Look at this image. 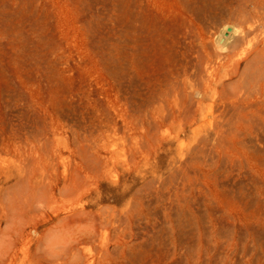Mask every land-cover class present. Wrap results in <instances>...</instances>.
I'll use <instances>...</instances> for the list:
<instances>
[{
	"label": "rangeland",
	"instance_id": "374dc122",
	"mask_svg": "<svg viewBox=\"0 0 264 264\" xmlns=\"http://www.w3.org/2000/svg\"><path fill=\"white\" fill-rule=\"evenodd\" d=\"M238 2L0 0V264H264L263 157L261 182L244 171L228 177L225 190L204 177L187 181L177 160L180 144L193 142L203 120L181 135L178 121L167 143L148 154L133 156L123 135L149 107L154 89L175 80L170 69L192 39L205 58L195 55L214 64L233 55L232 64L264 39V0L246 7ZM227 26L235 34L223 46L219 40ZM257 54L242 61L247 76L228 83L261 88L264 115V54L255 62ZM187 82L171 90L173 106L188 99L211 102L202 94L203 82ZM94 141L102 147V161L89 168L88 184L83 187V179L77 191L60 193L76 176L78 145ZM82 204L92 220L69 217ZM108 214L116 221L107 224ZM87 220L96 222L94 238L81 233L94 227Z\"/></svg>",
	"mask_w": 264,
	"mask_h": 264
},
{
	"label": "bare ground",
	"instance_id": "6f19581e",
	"mask_svg": "<svg viewBox=\"0 0 264 264\" xmlns=\"http://www.w3.org/2000/svg\"><path fill=\"white\" fill-rule=\"evenodd\" d=\"M249 2L253 3V4H256L258 2V0H256V1L255 0H239L238 3H240V5H244L246 7V6H249ZM229 27L232 28V32L230 33V35L228 37H226L225 42L222 44L223 46H226L227 44L229 45V41L234 36L233 34H235V28L233 26H227L225 31H224L223 36L225 35V32L227 31V29ZM221 38H220V40H221ZM220 40H219V42H220ZM194 41H195L194 39L191 40V42H190L191 45L188 44V45L184 46L185 44H183L184 48L182 47L183 51L180 53L181 55H180L179 59L174 61L175 64H173V66L171 67L170 72L173 75L172 79L174 78L175 80L173 81L172 79H168V81L172 80L171 82H169V84L171 86L168 84L169 86H166V88L162 87L161 89H159V88L154 89L155 91L153 92L154 94L152 96V100H151V103H150L149 107L148 108L146 107L147 109L145 108L144 113L141 114L140 117H138L139 119H137L136 122H133L131 125L126 126L127 127L126 128L127 130L125 129L126 133L123 134V135L126 134L125 135L126 136L125 145L128 146V148L130 149L129 151H130V153H132L133 156L136 155L137 153H146V154H148V150L151 149L152 147H154L156 145L162 147L164 145V143L166 142L165 141L166 135L171 133L174 130L175 124L178 121H180L183 124V127H182V129H181V131L179 133V135H181V134L185 133L186 130L189 127H192V126L198 124L199 120L200 121L203 120L205 122L207 120H210L209 117H212V119L208 122V123H210V128L207 129L206 134L204 133L205 136H202V137L200 136V133L203 132L204 127L206 126L205 124H203L204 122L202 121L203 123L201 125H199L197 128L194 129L195 138H194L193 142L192 143H185V142L182 141V143L180 144V156L177 157V160L181 162V167L185 170V178L188 179L187 181H189V182H191L193 180L194 181H197V180L200 181V180H202V177H204L205 180L212 181L217 186V188L220 187V183H222L221 184L222 185V189L226 190L227 189V186H226L227 184H225L223 182L228 177H229L228 179H230V176H233L235 173L238 176H241V175H243L244 171H246L247 173L251 172L252 176L254 178H256V180L261 182V166H262L261 165V157H263V159H264V142L262 141L263 140L262 137H264V120H261V116H264V115H261V88L257 89L256 86L253 85V88L249 89V88H246L240 82L231 84V83H228V81L232 80L234 77H237V76H240L241 78L242 77L245 78L247 76L248 69L244 70V72H241V64H242V61L245 58L249 57L255 51H256V53L258 52V54L255 56V62H259L261 60V55L264 54V39H261L255 46L252 47L251 51L244 53L241 57H239V59H237L232 64L230 63V60L233 58V55H228L229 58L226 59L224 62H219L218 63V61H217V64H214V61H212V60H206V59H204L205 61L200 60L199 57L201 58L202 56H199L200 53H201L199 51V49L201 47H199V49H198L199 45L198 46L196 44L192 45L194 43ZM198 42H195V43H198ZM186 44H187V42H186ZM196 52H198V53L200 52L199 54L197 53L199 57L197 56V54L195 55ZM170 55L172 56V54H170ZM203 58H205L204 55H203ZM165 64H164V66H165ZM127 69L128 68H126V71H127ZM133 69H132V71H133ZM129 70L131 71L130 67H129ZM222 70H224V73H222L223 72ZM130 71H127V72H130ZM132 71H131V74H132ZM127 72L123 73V74H125V77L127 76L126 75ZM159 74H161V73H159ZM132 75H134V74H132ZM129 77H130V75H129ZM136 79H137V77L135 78V81L137 82L138 79L137 80ZM190 79L195 82V85H199V86H201L202 84H196V83L203 82V85H205V89H204L205 91L202 94H203V96L205 98H209L211 100V102L209 104L205 105L202 100H199L195 104L193 102L188 101L189 100L188 99L186 102H183V103H180V104L178 103V104H176V106H173L174 105V104H172V102H173V99H172L173 93H171L173 91L172 89L176 88L175 85L177 87L179 86V88H181V87L185 88L186 85L189 84L187 81L190 80ZM129 80L133 81L132 78L129 79ZM135 81H133V82H135ZM136 82H135V84H136ZM130 84H132V83L130 82ZM137 85H138V82H137ZM138 86H140V85H138ZM138 88H140V87H138ZM131 89L132 88H130V91H132ZM144 89L145 88H143V90ZM200 89H202V87ZM181 91H182V89H181ZM143 92H141V94ZM189 92H191V91H189ZM136 93H137V91H136ZM175 94H178V93L176 92ZM181 94H183V92ZM189 94H192V93H189ZM103 96H104V94H103ZM131 97L132 96H130V98ZM191 98H192V95H191ZM141 99L142 98H140V100ZM145 100H146V98H145ZM179 100H181V99H179ZM90 101L93 102L92 99ZM136 101H138V99H136ZM105 103H104V105H105ZM95 104H96V106H99V102L98 101H95V103L93 105H95ZM139 105L141 106V104H139ZM144 105H145V103H144ZM87 106H88V104H87ZM108 106H110V105H108ZM142 107H144V106H142ZM97 109H101V108H97ZM89 110H90V108H89ZM138 110L141 111L140 109H138ZM138 110L136 109L135 111H138ZM105 111L107 113V110H105ZM112 112H110V114ZM138 112H136V113H138ZM131 114H133V111L131 112ZM115 115H117V114H115ZM91 117H94V116L92 115ZM115 118L113 120H115ZM97 119H95V120H97ZM111 121H112V119H111ZM112 122H115V121H112ZM110 125H108L107 127H109ZM117 126L118 125H116L114 128H116ZM124 127H125V125H124ZM122 129H123V127H122ZM113 130H117V128L113 129ZM46 132L48 133V132H50V130L46 131ZM111 132L113 133L112 129H111ZM117 132H118V130H117ZM101 134H103V133H101ZM113 134H112V136H113ZM123 135H122V137H123ZM48 136L49 135H47L46 137H48ZM44 138L45 137H42V139H44ZM47 139H49V137ZM95 141H97V140H95ZM95 141L91 142V143H87V144L81 143V145H78L79 147H77V148H79L78 149L79 153H76V155L77 154L80 155V158H79L80 160L77 161L78 170L76 172V176L74 178H72L71 180L68 179L69 181L67 180V182L64 184L63 187H61V188L59 187L60 188L59 189L60 193L63 194L66 191H69V190L70 191H74L76 189L78 190V188H79V184L78 183L80 181H82L83 179L85 180V182L83 181V184H82V185H84L83 187H85L86 184H88V180H87L88 178L85 179V177H87V176L90 177V175H88L89 172H90L89 168H91V167L97 168L99 162L102 161V158H101V161H100L101 148L102 147L99 145V143L98 144L95 143ZM103 141H107V140H105V138H104ZM37 142H38V139H37ZM41 143H44V140H42ZM47 144L49 145V143H47ZM42 146L44 147L45 145L42 144ZM46 147H48V146H46ZM44 149H45V147H44ZM32 150H33L32 154H34V153L36 154V151H38L37 144L33 145V149ZM104 152H107V151H104ZM46 153H47V151H46ZM48 154L50 155V152H48ZM74 160H76V159L74 158ZM74 163H73V165L76 167V164H74ZM262 168H264V166H262ZM184 170H182V171H184ZM73 172H75V171H73ZM94 172L95 171H93V173ZM99 172L102 173V171H99ZM107 173H108V171H107ZM180 173H182V172H180ZM104 174H106V172ZM97 175H99V174H97ZM47 177H48L47 179H49V176H47ZM232 179H234V178H232ZM236 182H237V180H236ZM81 183L82 182H80V184ZM84 183H86V184H84ZM226 183H228V182H226ZM201 185H203V184H201ZM236 185H239V184H236ZM196 186H198V185H196ZM80 188H82V187H80ZM228 188H229V186H228ZM227 191H229V190H227ZM258 194L261 196L260 190L258 191ZM244 195H246V194H244ZM134 203L132 205H135ZM133 212H134V210H133ZM226 212L227 211H225V214H226ZM89 213L87 211V208H86L85 204H82L81 208H79V210H76L74 213H72V216L69 214V217H78V218L83 219L84 216L88 215L87 216V219H88ZM114 213H115V218H116V216L119 215V214H117V212H114ZM214 214H215V212H214ZM142 215L143 214H141V216ZM216 215H218V213ZM65 216L67 217V214ZM119 216L121 218L122 215H119ZM66 217H65V219H66ZM91 217L93 218V216H91ZM100 217L101 216H99V218ZM106 217H109V214H108V216L106 215ZM130 217H132V216L130 215ZM218 217H223V216L222 215H218ZM104 218H102L103 221H104ZM110 218L111 217L105 219V222L107 224L116 221L118 216H117L116 219L114 217L112 219H110ZM223 218H225V217H223ZM223 218H220L217 221H219L221 219L223 220ZM63 219H62V222H63ZM71 219H73V218H71ZM81 219L78 220L80 223L83 221ZM89 220H87V223H88ZM93 220H95V219H93ZM97 220H99V219H97ZM97 220H95V221H97ZM121 220H122V218H121ZM240 220H242V218H240ZM78 221H75V222H78ZM84 221H86V220H84ZM127 222H129V220ZM225 222H227V221L225 220ZM233 222H235V221H233ZM95 223L89 222L88 224L94 226L93 229L84 228L85 230H81L82 231L81 233H84V235H87L90 238H94L96 236V232L98 231V228L95 225ZM81 224H83V222ZM181 224H178V225H181ZM221 224H224V223H221ZM101 225H103V224L101 223ZM128 225H129V223H128ZM218 225H219V223H218ZM182 226L185 227L184 223H183ZM215 227H216V225H215ZM221 228L219 227V229H221ZM81 233H80V235H81ZM97 234H98V232H97ZM78 238H81V237H78ZM83 239H84V237H83ZM78 240H80V239H78ZM83 241H85V240H83ZM70 243L72 244V242H70ZM74 244H72V245H74ZM4 246L5 247H3V249L5 248L4 250H6V245L4 244ZM1 249H2V247H1ZM79 251H81V249ZM1 252H0V257L2 256L4 251L2 253ZM65 253H66V250H65ZM59 256H60V254H59ZM60 257L62 258V256H60ZM4 258L7 259V257H4ZM61 258H60V260H61ZM78 258H79V256H78ZM1 259H3V258H1ZM56 259H55V261H56ZM73 260H74V258H73ZM53 263H55V262H53Z\"/></svg>",
	"mask_w": 264,
	"mask_h": 264
},
{
	"label": "water",
	"instance_id": "95a60500",
	"mask_svg": "<svg viewBox=\"0 0 264 264\" xmlns=\"http://www.w3.org/2000/svg\"><path fill=\"white\" fill-rule=\"evenodd\" d=\"M231 32H232V28L229 27V28L227 29V31L225 32V35L221 38V40H220V44H223V43L225 42L226 37H228V36L230 35Z\"/></svg>",
	"mask_w": 264,
	"mask_h": 264
}]
</instances>
